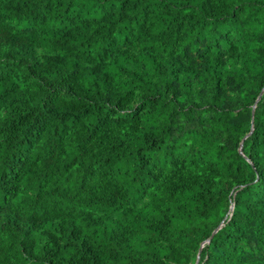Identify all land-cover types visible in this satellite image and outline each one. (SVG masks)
Here are the masks:
<instances>
[{"label":"trees","instance_id":"trees-1","mask_svg":"<svg viewBox=\"0 0 264 264\" xmlns=\"http://www.w3.org/2000/svg\"><path fill=\"white\" fill-rule=\"evenodd\" d=\"M263 89L264 0H0V264H264Z\"/></svg>","mask_w":264,"mask_h":264},{"label":"water","instance_id":"water-1","mask_svg":"<svg viewBox=\"0 0 264 264\" xmlns=\"http://www.w3.org/2000/svg\"><path fill=\"white\" fill-rule=\"evenodd\" d=\"M263 90H264V89H263ZM263 90L261 91L260 95L258 96L256 102L259 101V99H260V97H261V95H262V93H263ZM254 109H255V105L253 106L252 116H253V114H254ZM251 132H252V129H251ZM251 132H250L247 136H245L244 138H247V137L251 134ZM239 153H240L241 155H243V154H242V144H240V147H239ZM247 161H248V160H247ZM248 162H249V161H248ZM233 209H234V203H232V204L230 205V208H229V216L232 215ZM224 221H225V219H224V220L221 222V224H220V225H219V226L213 231L211 237H210L208 240H206L202 245H204L205 243H206V244H209V242H210L211 238L213 237V235L216 234V232H217L218 230H220V229L222 228V226L224 225ZM195 264H198V260L196 261Z\"/></svg>","mask_w":264,"mask_h":264}]
</instances>
